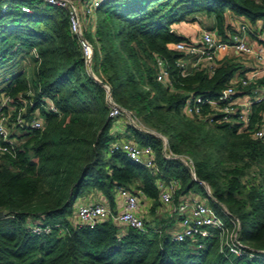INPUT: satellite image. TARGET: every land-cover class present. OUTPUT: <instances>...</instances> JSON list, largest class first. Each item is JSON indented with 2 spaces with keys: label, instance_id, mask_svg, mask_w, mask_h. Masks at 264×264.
<instances>
[{
  "label": "trees",
  "instance_id": "obj_1",
  "mask_svg": "<svg viewBox=\"0 0 264 264\" xmlns=\"http://www.w3.org/2000/svg\"><path fill=\"white\" fill-rule=\"evenodd\" d=\"M231 10L251 22L261 19L264 28V0H101L92 27L84 31L98 79L87 69L64 6L0 0V65H17L0 80V95L8 93L16 106L22 103L18 96L26 97L27 116L44 94L57 106L40 105L42 126L14 127V153L0 152V264H264V141L250 131L261 119L264 100L252 104L246 127L210 120L208 104L200 112L186 111L187 95L218 94L237 62L225 58L212 72L198 65L183 70L177 60L184 51L175 47L177 40L190 39L178 26L181 19L204 11L226 34ZM156 54L166 59V80L156 78ZM102 80L146 127L166 135L171 150L192 157L196 175L238 216L241 237L255 247L252 255L220 251L214 234L202 245L190 237L175 239L169 216L145 218L144 230L110 216L93 225L71 221L85 185L102 191L112 206L117 184L140 190L158 206L157 175L178 177L179 191L205 192L180 158L163 154L158 134L108 114ZM237 88L248 91L251 83ZM118 119L124 122L121 132L112 128ZM118 135L150 142L158 170L151 172L120 148L111 150Z\"/></svg>",
  "mask_w": 264,
  "mask_h": 264
},
{
  "label": "built area",
  "instance_id": "obj_2",
  "mask_svg": "<svg viewBox=\"0 0 264 264\" xmlns=\"http://www.w3.org/2000/svg\"><path fill=\"white\" fill-rule=\"evenodd\" d=\"M45 1L60 4L67 9L70 28L77 34L84 52L86 66L90 68L93 45L84 33L77 0ZM100 1L93 0L92 3L95 6ZM21 7L29 9V6L25 3H22ZM87 9H90V7H87ZM227 32L226 34H222L215 24L202 25L194 35H189V40H177L175 47L183 50L185 54L177 60L180 64L184 65L183 70L186 69L185 66L198 65L212 72L216 65L224 58V56L218 58V51L250 52L255 50L256 54L262 58L259 66L253 67L250 73L231 76L216 95H204L202 93L187 95L183 107L188 112H200L202 106L208 104V110L205 113L210 120L237 122L239 127H246L249 122L252 104L264 100V81H257L256 79L261 70L264 71V45L254 48L246 39V33L252 32L260 39L262 38L264 42V28L258 27V24L254 22L242 20L237 23L234 29H229ZM90 71L95 77L101 79L93 70ZM155 72L157 79L166 80V59L160 54H156ZM249 83H251L250 91L237 92V85ZM102 84L105 88L108 114L125 117L139 127L156 132L162 139L161 149L163 154L169 157L176 156L180 158L188 166L192 177L198 179L203 184L205 194L209 196V200H207L206 197L193 190L181 193L179 191L181 182L176 176L165 178L157 175L155 177L163 209L167 211L170 218L176 220V222H172L169 228L171 236L175 239L190 237L198 245H202L203 239L206 236L214 234L218 238V248L220 251L237 255H252L255 247L241 237L238 216L231 213L224 202L217 200L204 178H199L196 175L192 157L185 152L171 150L167 143V137L163 132L146 127L131 108L121 104L113 97L107 81L102 80ZM243 94H246L243 99H236L238 95ZM17 98L22 101L19 106H16L14 99L8 93L2 92L0 95V152L14 153L16 145L19 142L17 136L11 134L14 127L42 126L43 117L40 115V105L57 110L52 97L49 94H44L43 99L34 108L32 114L27 116L24 114L27 98L22 95ZM250 131L253 136L264 141V116H261L260 121L250 127ZM116 148L124 150L132 158L149 166L151 172L158 170V165L154 160V148L150 142L139 143L134 138L118 135L111 141L110 145L111 150ZM114 190L115 198L121 199L120 204L112 206L106 199H83L75 205L70 216L71 221L93 225L98 220L110 216L123 226L129 225L141 230L146 229L145 217L138 209L136 193L123 184L115 185ZM212 200L219 203V208L212 203ZM224 214H227L228 220ZM33 228L49 229L50 226L45 224L43 227H40L38 224H35ZM60 229H62L61 226Z\"/></svg>",
  "mask_w": 264,
  "mask_h": 264
},
{
  "label": "crops",
  "instance_id": "obj_3",
  "mask_svg": "<svg viewBox=\"0 0 264 264\" xmlns=\"http://www.w3.org/2000/svg\"><path fill=\"white\" fill-rule=\"evenodd\" d=\"M227 16H228L227 19L229 20V22L231 24L230 30L232 28L234 29V27L237 25V23L239 21H242V20L243 21L245 20L247 22L249 21L248 18L245 17L243 14L236 13L232 10L228 12ZM249 22H251V21H249ZM254 23L258 24V27H260V24H262V20L256 19V21ZM227 35H228V32H227ZM246 39L248 40V42L250 44H252V46H254V48H257L259 45H261V46L264 45L262 38L260 39L259 37L255 36L252 32L246 33ZM217 56H218V58L220 56L221 57L224 56L223 59L226 58L228 60L237 62V67L234 69L231 76L243 75L246 73H250L252 71V68L259 66V64L262 60V58H260L256 54L255 50L250 51V52H246V51H229V52L218 51ZM256 79H257V81H260V80L264 81V71L261 70V73L257 76ZM248 91H250V90H248ZM243 92H247V90L243 91ZM245 96H246V94L238 95L236 97V99H243ZM261 116H264V110L262 111ZM112 128L115 130V132L123 131L124 122L122 121V119H118V121L115 122L114 127H112ZM183 192H185V190ZM183 192L181 191V193H183ZM136 195H137V200H138V209L144 215V217L146 219L150 218L151 220H156V219L161 218V217H168V213L166 210L163 209V205L161 204L160 199H159V202H160L159 205L156 207H152V203H153L152 197L145 195L140 190L136 191ZM89 198L106 199V196L100 190L91 189L90 191L81 195L80 198H76L75 203H74V207L81 200L89 199ZM115 201H116V204L121 203V199H119V198L116 199ZM71 215H72V213L69 215V217ZM172 222H176V220H173Z\"/></svg>",
  "mask_w": 264,
  "mask_h": 264
},
{
  "label": "rangeland",
  "instance_id": "obj_4",
  "mask_svg": "<svg viewBox=\"0 0 264 264\" xmlns=\"http://www.w3.org/2000/svg\"><path fill=\"white\" fill-rule=\"evenodd\" d=\"M92 1L93 0H77L84 31H87V29L92 27L95 18V13L93 11L94 4L92 3ZM87 7H90V9H87ZM196 15H197L196 19L190 17L181 19L178 22V26L181 28V30H183L185 33L189 35L190 34L194 35L198 31L200 26L202 25L208 26V24L211 23L212 18H208L207 15L204 13V11H198L196 12ZM16 66L17 65L14 62L13 63L5 62L2 65H0V80L3 81L2 78L4 77V75L9 71H11V69L15 68ZM87 69L93 70L92 67ZM90 190L91 188H88V185H85L77 198H80L81 195L85 194ZM192 190L200 193L202 196L206 197L207 200H209V196H207L205 192H203L204 191L203 189H199L198 187L195 188L192 187L190 188L189 191Z\"/></svg>",
  "mask_w": 264,
  "mask_h": 264
},
{
  "label": "water",
  "instance_id": "obj_5",
  "mask_svg": "<svg viewBox=\"0 0 264 264\" xmlns=\"http://www.w3.org/2000/svg\"><path fill=\"white\" fill-rule=\"evenodd\" d=\"M174 31L178 32L175 28L173 29ZM179 33V32H178ZM4 214V211L2 208H0V216H2Z\"/></svg>",
  "mask_w": 264,
  "mask_h": 264
}]
</instances>
